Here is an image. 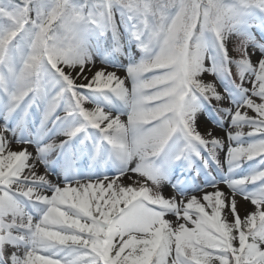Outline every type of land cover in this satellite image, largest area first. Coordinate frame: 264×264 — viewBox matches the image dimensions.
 Instances as JSON below:
<instances>
[{"label": "snow or ice", "instance_id": "obj_1", "mask_svg": "<svg viewBox=\"0 0 264 264\" xmlns=\"http://www.w3.org/2000/svg\"><path fill=\"white\" fill-rule=\"evenodd\" d=\"M0 264H264V0H0Z\"/></svg>", "mask_w": 264, "mask_h": 264}, {"label": "bare ground", "instance_id": "obj_2", "mask_svg": "<svg viewBox=\"0 0 264 264\" xmlns=\"http://www.w3.org/2000/svg\"><path fill=\"white\" fill-rule=\"evenodd\" d=\"M13 147H15V146H13ZM31 150V149H30Z\"/></svg>", "mask_w": 264, "mask_h": 264}, {"label": "rangeland", "instance_id": "obj_3", "mask_svg": "<svg viewBox=\"0 0 264 264\" xmlns=\"http://www.w3.org/2000/svg\"><path fill=\"white\" fill-rule=\"evenodd\" d=\"M247 130V129H246ZM15 146V145H14ZM210 190V189H209Z\"/></svg>", "mask_w": 264, "mask_h": 264}]
</instances>
